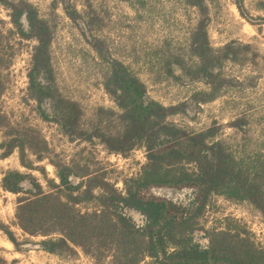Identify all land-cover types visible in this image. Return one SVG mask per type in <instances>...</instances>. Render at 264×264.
Instances as JSON below:
<instances>
[{
	"label": "trees",
	"instance_id": "obj_1",
	"mask_svg": "<svg viewBox=\"0 0 264 264\" xmlns=\"http://www.w3.org/2000/svg\"><path fill=\"white\" fill-rule=\"evenodd\" d=\"M182 1L198 12L189 44L197 62L187 67L178 62L182 68L178 78L209 85L208 91L192 96L198 104L222 92L227 85L222 74L224 63L244 60L249 45L231 41L213 48L207 33L206 1ZM242 1L235 0V4L243 14ZM0 5L9 10L12 24L7 32L0 28V101L12 60L6 51L10 34L19 41L34 40L26 77L28 97L35 102L38 115L57 123L72 141L98 138L112 153L124 154L137 146L146 152L140 172L122 180L123 190L108 180L104 170L73 159L50 161L58 181L45 179L48 190L30 173L5 171L0 188L17 195L15 224L29 236L19 240L8 227L0 225L17 251L34 249L70 256L80 249L96 264H141L147 258L151 264H264V248L245 228L226 223L205 229L201 222L214 194L247 201L264 218V153L243 161L224 140L217 139L215 126L194 131L169 121V116L185 112L189 103L164 106L150 99L141 80L115 59L109 61L104 87L119 109L117 114L108 111L110 116L116 115V129L86 128L81 123L79 104L63 96L55 84L50 56L52 32L47 21L27 1L0 0ZM259 8L264 10V1ZM169 72L175 73L173 69ZM0 131L4 137L0 158L16 150L24 167L38 170L46 178L44 169L28 159L29 155L37 161L48 159L49 147L42 134L33 126L22 127L12 121L1 109ZM153 187H190L195 194L190 203H174L146 197L145 192ZM82 204L92 207L82 210ZM130 211L142 215L144 223L136 224ZM196 231L205 232V245L195 240ZM0 264L8 263L0 257Z\"/></svg>",
	"mask_w": 264,
	"mask_h": 264
},
{
	"label": "rangeland",
	"instance_id": "obj_2",
	"mask_svg": "<svg viewBox=\"0 0 264 264\" xmlns=\"http://www.w3.org/2000/svg\"><path fill=\"white\" fill-rule=\"evenodd\" d=\"M32 4L47 21L51 32L50 47L53 77L59 91L77 102L82 111L81 123L89 129H116L118 107L106 92L104 81L110 60H119L145 85L147 96L164 106L188 102L185 112L168 120L186 129L200 131L217 128V139L224 140L233 154L250 161L264 153V0H243V14L235 0H205L207 4V33L210 45L217 49L235 41L248 44L242 61H226L222 74L227 85L213 100L197 102L191 98L197 92L209 90L202 80L190 82L178 76L182 68L195 65L197 59L189 48L191 33L197 24L198 12L182 0H24ZM0 28H12L9 10L0 5ZM34 40L9 36L7 53L12 55L7 71V88L0 109L22 127L33 126L46 139L49 157L37 161L29 155L38 170H29L20 163L18 151L0 158V179L7 170H19L36 177L45 190V179L58 181L56 168L50 161L87 162L107 173V178L119 190L122 180L137 175L146 162L145 149L134 147L124 153H112L98 139L70 140L55 122L43 120L28 97L27 71L30 66ZM242 59V58H241ZM177 61V62H176ZM170 69L175 72L170 74ZM102 109L103 111H100ZM237 123V126L236 124ZM241 124V126H238ZM4 140L0 131V145ZM0 147V154L2 153ZM98 191V190H97ZM195 190L190 187H153L146 197H156L174 203H190ZM16 194L0 188V225L8 227L22 240L26 236L16 226ZM90 204L79 205L85 210ZM129 215L138 225L144 218L137 212ZM205 229L226 223L239 225L251 233L254 241L264 248V218L247 201H233L214 194L201 218ZM194 238L207 243L204 231ZM39 240L40 237H30ZM0 257L8 264H96L80 249L70 256H56L42 250L17 251L0 227ZM141 264H151L150 259Z\"/></svg>",
	"mask_w": 264,
	"mask_h": 264
}]
</instances>
